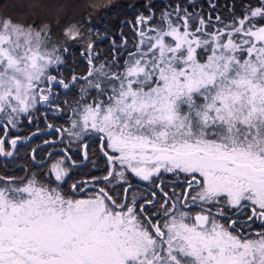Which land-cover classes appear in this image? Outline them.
Listing matches in <instances>:
<instances>
[{
	"label": "snow or ice",
	"instance_id": "6c2138e0",
	"mask_svg": "<svg viewBox=\"0 0 264 264\" xmlns=\"http://www.w3.org/2000/svg\"><path fill=\"white\" fill-rule=\"evenodd\" d=\"M228 7H106L119 44L0 18V158L28 165L0 175V264H264V0Z\"/></svg>",
	"mask_w": 264,
	"mask_h": 264
},
{
	"label": "trees",
	"instance_id": "16d2710c",
	"mask_svg": "<svg viewBox=\"0 0 264 264\" xmlns=\"http://www.w3.org/2000/svg\"><path fill=\"white\" fill-rule=\"evenodd\" d=\"M144 0H0V18H10V23L17 26H21L27 29H33L32 33L40 31L45 26L52 29L55 33L57 25L61 28L66 27L68 24L83 21L86 18H90L93 25L101 27H107L109 33H111V39H115L119 44V29L120 24L118 21L122 19H131V14L125 16V13H118L115 16L110 17L111 24L102 25L101 21L104 17L101 15L106 7H115L117 5H127L132 3H143ZM184 3L186 7H189L190 11H196L203 14H212L213 16L217 13L224 17L230 15L229 7L234 5V11L237 15L242 11L241 5L244 0H196L199 5L198 8L192 9L187 0H155L158 5L164 3ZM210 3L217 5L216 9L210 7ZM90 4H95V8L90 7ZM35 31V32H34ZM123 31L129 37L131 36V30L128 27L123 28ZM58 34V33H57ZM112 48V44L108 41L101 42V52L107 54ZM74 65L69 64L68 67L76 72H83L86 65L80 63L78 58H74ZM67 75V72L63 73ZM71 97L69 101L71 102ZM42 115V114H41ZM56 121H53L55 123ZM40 129V135L34 137L37 143H41L44 136L47 134L44 123H38ZM36 127H25L22 134H30L31 131H35ZM31 143V142H30ZM35 147V144H32ZM98 143L89 141V152L90 157L93 155L97 156V163H100V168L89 166L87 163H83L76 169L77 176L80 179L88 180L93 175L100 176L104 174V165L99 159L98 155ZM26 153L24 149L21 150V155L18 158V163L12 164L9 162L5 166L4 161L0 158V175L4 176H17L21 174L25 175L28 165L26 164ZM141 187V186H137ZM137 196L140 193H136Z\"/></svg>",
	"mask_w": 264,
	"mask_h": 264
},
{
	"label": "rangeland",
	"instance_id": "374dc122",
	"mask_svg": "<svg viewBox=\"0 0 264 264\" xmlns=\"http://www.w3.org/2000/svg\"><path fill=\"white\" fill-rule=\"evenodd\" d=\"M82 1H85V0H82ZM15 25V24H14ZM20 28H21V30H22V33H24V32H27L26 30H33V29H27V28H24V27H21V26H19ZM35 32V31H34ZM36 33V32H35ZM35 33H33V35L35 34ZM22 40H23V36H22ZM24 175L23 174H21V176L20 177H23Z\"/></svg>",
	"mask_w": 264,
	"mask_h": 264
}]
</instances>
